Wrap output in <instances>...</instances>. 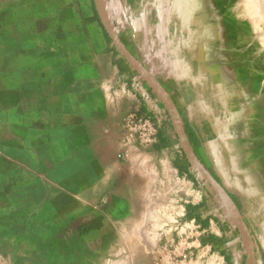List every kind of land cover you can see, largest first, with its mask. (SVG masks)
Here are the masks:
<instances>
[{
  "label": "crops",
  "instance_id": "0c3cea01",
  "mask_svg": "<svg viewBox=\"0 0 264 264\" xmlns=\"http://www.w3.org/2000/svg\"><path fill=\"white\" fill-rule=\"evenodd\" d=\"M103 4L264 264V0H249V24L234 0ZM125 61L94 0H0V264H248L232 210ZM132 111L156 119L159 137L124 161ZM185 250L190 260L177 259Z\"/></svg>",
  "mask_w": 264,
  "mask_h": 264
},
{
  "label": "water",
  "instance_id": "95a60500",
  "mask_svg": "<svg viewBox=\"0 0 264 264\" xmlns=\"http://www.w3.org/2000/svg\"><path fill=\"white\" fill-rule=\"evenodd\" d=\"M95 7L97 14L99 16V19L102 23V26L108 35V37L111 39L113 44L118 48V50L121 52L125 60L133 66L137 72L140 74V76L148 82V84L155 90V92L161 97L163 100L165 106L167 107L169 114L172 118L173 125L175 128V131L177 133V136L179 138L180 145L183 149L184 154L187 156L189 162L193 165V167L197 170V172L201 175V177L206 181V183L211 186L213 189H215L221 196H223L224 200L232 210L234 214V218L236 222L240 225L243 233V242L246 248L247 257H248V264H252L254 261V249L250 240V232L247 224L245 221L241 218L240 214L237 212L236 208L232 204V202L228 199V197L222 192L221 188L219 187V184L214 179L212 174L207 170V168L204 166L200 158L195 153L184 128V125L182 123V120L180 118V115L178 113V110L176 108L175 103L169 96V94L164 90V88L158 83V81L152 77L140 64V62L133 56V54L127 49L126 45L122 42L120 37L117 35V33L114 31L107 15L104 9L103 0H94Z\"/></svg>",
  "mask_w": 264,
  "mask_h": 264
},
{
  "label": "built area",
  "instance_id": "2783aa9c",
  "mask_svg": "<svg viewBox=\"0 0 264 264\" xmlns=\"http://www.w3.org/2000/svg\"><path fill=\"white\" fill-rule=\"evenodd\" d=\"M121 126L124 132L123 142L129 146L127 150L118 155V158L124 161L130 160L134 148L150 150L158 140L160 130L159 122L138 111L127 112L122 119ZM184 227L193 231L199 230L198 224L194 221L185 223ZM172 249L174 252L177 250L175 246ZM177 259L189 261L190 256L185 250Z\"/></svg>",
  "mask_w": 264,
  "mask_h": 264
},
{
  "label": "rangeland",
  "instance_id": "374dc122",
  "mask_svg": "<svg viewBox=\"0 0 264 264\" xmlns=\"http://www.w3.org/2000/svg\"><path fill=\"white\" fill-rule=\"evenodd\" d=\"M237 1V6L240 9V12L244 14V16L247 18L248 24L250 23L251 18V12L249 10V0H234ZM5 3H10V0H4ZM253 6V5H252ZM229 42V40H227ZM251 40H243V52L244 56L249 58L251 56ZM264 49V44H260V50ZM261 53V52H260Z\"/></svg>",
  "mask_w": 264,
  "mask_h": 264
},
{
  "label": "trees",
  "instance_id": "16d2710c",
  "mask_svg": "<svg viewBox=\"0 0 264 264\" xmlns=\"http://www.w3.org/2000/svg\"><path fill=\"white\" fill-rule=\"evenodd\" d=\"M106 36H107L108 40L112 43L111 39L108 37L107 34H106ZM125 64H126L127 66H129V64H128L126 61H125ZM124 70L127 71L126 68H124ZM127 72H128L129 74H131V72H129V71H127ZM187 134H188V137H189V139H190V142H191V144H192V146H193V148H194L196 154L198 155V149H197V144H196L195 140L193 139L192 135L188 132V130H187ZM100 225H101V221H100V220H97V221H95V222L85 224L83 228H84V231H89V230H91V229H94V228H96V227H99Z\"/></svg>",
  "mask_w": 264,
  "mask_h": 264
},
{
  "label": "bare ground",
  "instance_id": "6f19581e",
  "mask_svg": "<svg viewBox=\"0 0 264 264\" xmlns=\"http://www.w3.org/2000/svg\"><path fill=\"white\" fill-rule=\"evenodd\" d=\"M256 10V9H255ZM254 11V10H253ZM257 12V11H256Z\"/></svg>",
  "mask_w": 264,
  "mask_h": 264
}]
</instances>
